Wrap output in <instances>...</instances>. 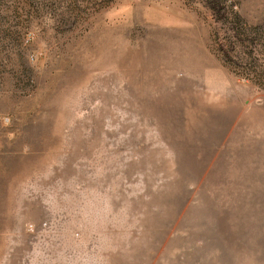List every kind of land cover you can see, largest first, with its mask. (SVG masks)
Listing matches in <instances>:
<instances>
[{"label":"rangeland","instance_id":"1","mask_svg":"<svg viewBox=\"0 0 264 264\" xmlns=\"http://www.w3.org/2000/svg\"><path fill=\"white\" fill-rule=\"evenodd\" d=\"M0 264H264V0H0Z\"/></svg>","mask_w":264,"mask_h":264}]
</instances>
